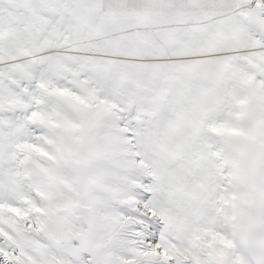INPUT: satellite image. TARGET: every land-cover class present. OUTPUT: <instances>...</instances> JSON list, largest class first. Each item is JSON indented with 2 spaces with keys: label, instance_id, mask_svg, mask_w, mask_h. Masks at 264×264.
I'll return each mask as SVG.
<instances>
[{
  "label": "snow or ice",
  "instance_id": "obj_1",
  "mask_svg": "<svg viewBox=\"0 0 264 264\" xmlns=\"http://www.w3.org/2000/svg\"><path fill=\"white\" fill-rule=\"evenodd\" d=\"M0 264H264V0H0Z\"/></svg>",
  "mask_w": 264,
  "mask_h": 264
}]
</instances>
